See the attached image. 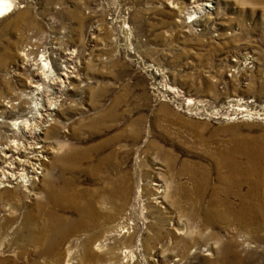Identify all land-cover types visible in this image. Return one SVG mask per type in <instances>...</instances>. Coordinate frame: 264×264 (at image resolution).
<instances>
[{
  "label": "rangeland",
  "instance_id": "obj_1",
  "mask_svg": "<svg viewBox=\"0 0 264 264\" xmlns=\"http://www.w3.org/2000/svg\"><path fill=\"white\" fill-rule=\"evenodd\" d=\"M16 18H0V184L21 174L15 122L47 153L32 188L0 190V264H264V0H22ZM42 65L47 123L16 112ZM65 184L95 205L85 227L47 198Z\"/></svg>",
  "mask_w": 264,
  "mask_h": 264
},
{
  "label": "bare ground",
  "instance_id": "obj_2",
  "mask_svg": "<svg viewBox=\"0 0 264 264\" xmlns=\"http://www.w3.org/2000/svg\"><path fill=\"white\" fill-rule=\"evenodd\" d=\"M19 1H22V0H0V18H4V17L9 16L13 13H17L16 21L19 24ZM45 66H47V65H45ZM45 66L42 65V67H45ZM47 68H48L47 70L45 68H43V71L44 72L46 71L48 73H44L42 76L45 79L44 82H46V83H44V85L41 84V85H43L41 87L38 85L35 86L34 89H36V90H31L29 93H27V95H30V97H27V95L25 94L27 97L26 99L32 100L30 105L29 106L25 105V104H27V101L24 98H21L24 100H20L18 102V104H17L18 107H16V112L18 113L19 118L27 116L26 118L33 119V118H35L38 110L43 112L41 114L43 117L46 118L44 121L45 123H47V121L49 120V119L47 120V118H49V116H53L52 113L55 112L56 107H54L53 104L47 106L45 104V100L42 99L41 97L37 96V95L42 96V94H46L45 95V97H46L47 93L49 91H51L49 84L54 83L56 81L55 79H58L56 74L53 75L54 72H52V70H50V68L48 66H47ZM42 87H43V90L41 89ZM17 99L19 100V97ZM26 120H28V119H26ZM15 123L19 125V133H21V136H19V140H21L23 142V140H22L23 139L22 129H23V127H25L26 124H25L24 120H21V119H20L19 123H17V122H15ZM33 123H31L30 125H32ZM38 129L42 130V128H38ZM38 129H36V131H40ZM38 133L39 132H37V133L35 132V133H33L34 135L30 136L31 141H29L28 146H26L27 143L25 145V144H22V142H19V147H18L19 150H17L18 152H16L17 154H19V156L16 158H13V160H10V162L8 160L9 163H7V164H9L10 166L7 164L6 165L9 166L10 168L12 167V169L18 168L16 170H18V172H21V174L18 173V174H16L17 176L14 175L15 177L13 175L9 174L10 179H11V185H9V181L5 180L6 178H4L2 183L0 184V190L5 188L6 186H9L13 190H16L22 186L26 187V188H32L31 186H33V184H35V182L40 181V177H43L44 167L42 166L43 165V157L41 155H45V153H47V148H45L44 145L39 146V144H43L46 142L44 140H42L40 136H38ZM15 143H13V144H15ZM15 145H13V146H15ZM231 155H233V154H231ZM4 156H5V154H4ZM67 156L68 155L64 154V156H62V159L66 158ZM9 157H11V156H9ZM230 160L231 159L229 158V161ZM62 162L64 163V166L65 165L67 166L68 164H70V162L75 163L76 161H73V157H72V159H70V160L66 159V160H63ZM39 169L41 171H38ZM230 170H231V174H230L231 178L230 179H231V183L233 184V186H234V184L237 183L236 179H237L238 175H240L239 178L241 180H244L245 178H247L246 172H242L241 167H237L236 163H235V165H233V163L231 162ZM3 177H4V175H3ZM241 180H238V181L243 182ZM230 186H232V185H230ZM228 187H229V185H228ZM69 189L70 188H68L67 184H65L61 189H58V190L54 189V186H53L50 188V190H48V191H50V193H48L47 198L49 201L56 202L57 205H59V204L75 205V207L78 211V214L80 213L79 214V219H80L79 223H81L82 227H85L86 224H88V221H89L88 219L90 217L91 218L95 217V209H94L95 205L93 204L92 201H89L90 203L87 202L84 205H83V202H80L81 205H78L77 204V202L79 203L78 200L82 199V197L84 195L82 193L73 194L70 192ZM115 191L116 190L113 187L110 189V192L114 198H115V193H116ZM121 192L123 193L124 191L122 190ZM95 193H96V191H95ZM48 218L50 221L49 222V228H51V233H53L55 231V230H53V228L55 227V224H56L55 220L56 219H55V217H52L51 213H49ZM31 220H32V216L28 215L26 217V220H25V224H24L25 227L24 228L27 229L26 233H28V231H29V233H30L29 237L32 240H38L39 238L36 235H33L34 233L33 234L31 233L35 229L32 225ZM60 221H61V219H60ZM56 222H59V220H57ZM34 232H35V230H34ZM59 232L61 233L62 231L59 230ZM118 236H119V233L117 231L111 229L109 231L108 240L109 241H115L118 238ZM47 240H48V238H47ZM67 251H71V249H69ZM89 251H90V248H87V252H89ZM69 253H71V252H69ZM67 264H71L70 261L67 262Z\"/></svg>",
  "mask_w": 264,
  "mask_h": 264
},
{
  "label": "built area",
  "instance_id": "obj_3",
  "mask_svg": "<svg viewBox=\"0 0 264 264\" xmlns=\"http://www.w3.org/2000/svg\"><path fill=\"white\" fill-rule=\"evenodd\" d=\"M44 56H41V58H43Z\"/></svg>",
  "mask_w": 264,
  "mask_h": 264
}]
</instances>
